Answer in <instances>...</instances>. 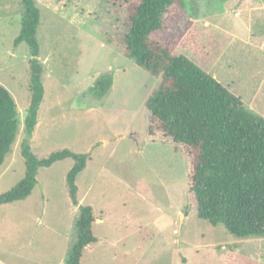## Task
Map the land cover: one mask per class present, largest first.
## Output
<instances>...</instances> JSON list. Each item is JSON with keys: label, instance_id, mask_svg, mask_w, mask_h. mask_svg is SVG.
<instances>
[{"label": "rangeland", "instance_id": "rangeland-1", "mask_svg": "<svg viewBox=\"0 0 264 264\" xmlns=\"http://www.w3.org/2000/svg\"><path fill=\"white\" fill-rule=\"evenodd\" d=\"M36 4L45 91L30 146L39 158L64 148L88 155L77 198L93 207L98 240L81 264H264V237H237L198 216L193 155L151 132L146 100L162 77L127 55L132 2ZM23 11L22 0H0V83L22 121L0 166V195L26 172L21 143L32 55L26 41L15 46ZM152 39L195 60L264 116V0H175ZM105 76L112 86L100 97L91 88ZM74 162L40 167L28 197L0 203V264H66L80 217L67 182Z\"/></svg>", "mask_w": 264, "mask_h": 264}, {"label": "trees", "instance_id": "trees-1", "mask_svg": "<svg viewBox=\"0 0 264 264\" xmlns=\"http://www.w3.org/2000/svg\"><path fill=\"white\" fill-rule=\"evenodd\" d=\"M132 2L130 30L125 35L127 55L139 66L162 80L146 100L150 130L161 131L181 143L193 155L190 195L198 216L213 225L223 224L241 238L264 237V116L247 107L213 74L183 54H173L152 34L165 25V16L175 0H127ZM23 15L15 46L26 41L31 58V100L23 119L21 153L26 172L21 181L0 195V203L28 197L40 167L72 157L67 182L74 204L79 206L77 242L68 250L66 264H81L84 250L98 239L93 231V207L80 204L78 174L86 167L88 155L68 148L39 158L30 146L44 98V66L38 56L37 30L40 9L36 0H22ZM112 77L98 79L92 90L103 96ZM17 103L0 83V166L11 153L20 128Z\"/></svg>", "mask_w": 264, "mask_h": 264}, {"label": "crops", "instance_id": "crops-1", "mask_svg": "<svg viewBox=\"0 0 264 264\" xmlns=\"http://www.w3.org/2000/svg\"><path fill=\"white\" fill-rule=\"evenodd\" d=\"M104 221H105V219H104ZM89 247H91V248H92V246H89Z\"/></svg>", "mask_w": 264, "mask_h": 264}]
</instances>
